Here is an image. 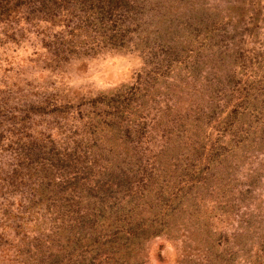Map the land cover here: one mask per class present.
Wrapping results in <instances>:
<instances>
[{
  "label": "trees",
  "instance_id": "1",
  "mask_svg": "<svg viewBox=\"0 0 264 264\" xmlns=\"http://www.w3.org/2000/svg\"><path fill=\"white\" fill-rule=\"evenodd\" d=\"M13 1L24 3L23 14L28 16L51 17L62 8L77 20L76 25H66L62 37L55 36L58 54L68 50L64 38L74 41L87 23L106 44H126L130 34L136 43H154L149 49L152 57L162 55L160 67L178 72L180 79H203L219 93L239 92L224 117V112L216 116L218 106L201 105L186 112L180 107V121H167L163 144L154 151L137 149L142 140L130 138L137 127L112 120L109 132L114 134L97 137L99 124L89 132L90 146L79 140L72 151L53 146L44 153L43 177L33 188L31 204L44 205L57 226L52 227L47 251L38 249L41 257L35 264H143L140 251L146 241L165 233L179 236L188 227L197 229L207 248L189 264H237L240 251H252L250 241L256 242L257 251L248 264H264V223L259 216L256 223L254 216H238L239 222H247L248 232H237L233 239L217 229L212 232L205 223L198 225L206 212L201 193L232 184L240 153L254 148L257 156L263 153L264 57L252 54L249 45L262 31L264 35V0H226L225 12L200 0H1L0 9L17 14L19 5L10 9ZM172 85L167 88L176 91ZM171 98L165 102L170 104ZM209 113L218 127L229 129L228 143L207 145L204 124ZM144 129L138 127L141 134ZM40 154L31 153L30 164ZM17 173L16 169L13 179ZM59 177V189L53 192ZM261 177L260 171L252 174L250 188ZM217 204L212 219L225 215L228 197Z\"/></svg>",
  "mask_w": 264,
  "mask_h": 264
},
{
  "label": "rangeland",
  "instance_id": "2",
  "mask_svg": "<svg viewBox=\"0 0 264 264\" xmlns=\"http://www.w3.org/2000/svg\"><path fill=\"white\" fill-rule=\"evenodd\" d=\"M200 1L225 12L226 0ZM16 4L20 3L13 1L9 8ZM6 11L0 9V264H35L41 257L38 249L47 251L52 227L57 226L44 205L31 204L33 188L43 177L40 168L44 153L53 146L57 151H72L79 140L90 146V130L100 124L97 137L103 139L112 132V120L137 127L130 137L142 140L137 149L154 151L163 144L167 121L171 125L180 121L181 108L186 112L201 105L209 109L218 106L216 116L224 112V117V110L233 108L239 92L219 93L203 79H180L178 72L160 67L162 55L152 57L154 52L149 49L154 43H136L135 35L130 34L126 44H106L87 23L79 28L81 35L74 41L70 36L64 38L68 50L58 54L55 36L62 37L66 25H76V19L62 8L51 17L28 16L23 14L24 3L18 6L17 14ZM150 15L145 14L146 21ZM249 50L256 57H264L263 31L256 43H250ZM209 75L217 77L211 72ZM169 83L176 91L167 88ZM168 97H173L170 104L165 102ZM205 118L207 145L218 140L228 143L229 129L218 127L211 113ZM140 125L145 128L142 134ZM34 151L41 153L40 159L30 164L28 157ZM251 151L239 154L236 163L240 164L232 173L230 186L201 193L206 212L198 225L205 223L212 232L218 230L233 239L237 232H248L247 222H239L238 216H254V223L259 216L264 223V149L259 156L255 148ZM256 171L262 177L250 188ZM59 181L60 177L54 182L53 192ZM225 197L229 199L227 212L212 219L217 202L225 201ZM186 229L179 236L165 233L146 241L140 251L143 264H189L191 258L198 260L207 250L205 241L196 228ZM255 245L250 241L252 251H240L237 264H248L255 257Z\"/></svg>",
  "mask_w": 264,
  "mask_h": 264
}]
</instances>
